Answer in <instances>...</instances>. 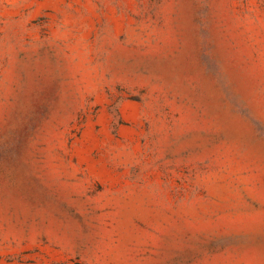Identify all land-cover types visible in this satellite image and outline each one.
I'll use <instances>...</instances> for the list:
<instances>
[{
    "label": "rangeland",
    "instance_id": "1",
    "mask_svg": "<svg viewBox=\"0 0 264 264\" xmlns=\"http://www.w3.org/2000/svg\"><path fill=\"white\" fill-rule=\"evenodd\" d=\"M0 264H264V0H0Z\"/></svg>",
    "mask_w": 264,
    "mask_h": 264
}]
</instances>
